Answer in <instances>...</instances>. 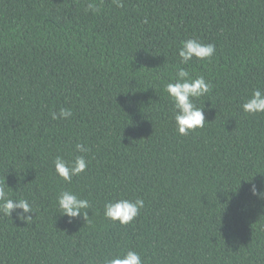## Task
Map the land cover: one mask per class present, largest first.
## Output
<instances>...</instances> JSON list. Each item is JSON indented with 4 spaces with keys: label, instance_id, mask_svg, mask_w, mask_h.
<instances>
[{
    "label": "trees",
    "instance_id": "16d2710c",
    "mask_svg": "<svg viewBox=\"0 0 264 264\" xmlns=\"http://www.w3.org/2000/svg\"><path fill=\"white\" fill-rule=\"evenodd\" d=\"M100 11L93 13L88 4ZM0 0V183L33 218L0 214V264H102L128 249L144 264H264V0ZM147 21V22H145ZM214 43L181 64L180 42ZM203 75L208 122L180 135L165 85L177 67ZM71 109L67 119L52 112ZM89 152L64 181L57 156ZM70 189L89 223L60 215ZM142 198L127 225L104 205Z\"/></svg>",
    "mask_w": 264,
    "mask_h": 264
},
{
    "label": "clouds",
    "instance_id": "9594fccd",
    "mask_svg": "<svg viewBox=\"0 0 264 264\" xmlns=\"http://www.w3.org/2000/svg\"><path fill=\"white\" fill-rule=\"evenodd\" d=\"M117 7H122V0H114ZM88 9L93 13L100 11L95 2L88 4ZM147 22V21H145ZM216 46L214 43H204L195 38L182 40L178 49V56L181 64H189L193 58L198 60L210 59L214 56ZM212 85L205 76L193 77L187 68L177 67L174 78L165 85V91L171 99L173 105V116L177 131L180 135H189L197 128H203L207 119L204 107H199L196 100L211 91ZM243 111L247 114L264 113V90L254 89L242 105ZM52 119H67L72 115L71 109L60 108L59 113L52 112ZM76 150L81 155H76L74 159H65L57 156L54 160L55 172L64 181L71 183L72 178L85 172L89 161L83 153L90 151L83 143L76 144ZM252 194L260 199H264V190L252 185ZM60 215H66L71 222L74 218H82L89 223L88 210L91 203L86 198H81L76 192L70 189L61 190L56 197ZM145 207L142 198L118 199L108 201L104 205V216L111 221H118L127 225L132 222ZM22 221H30L35 212L33 204L27 198L13 199L8 191L7 185L0 183V214L11 216L14 211ZM36 213V212H35ZM102 264H144L141 254L135 249H128L121 254L105 257Z\"/></svg>",
    "mask_w": 264,
    "mask_h": 264
}]
</instances>
